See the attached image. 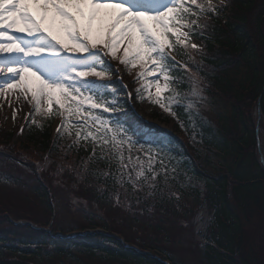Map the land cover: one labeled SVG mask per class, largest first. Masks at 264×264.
Instances as JSON below:
<instances>
[{
	"label": "trees",
	"instance_id": "trees-1",
	"mask_svg": "<svg viewBox=\"0 0 264 264\" xmlns=\"http://www.w3.org/2000/svg\"><path fill=\"white\" fill-rule=\"evenodd\" d=\"M195 36L204 45L196 61L184 48L176 54L225 107L209 118L190 112L183 103L190 72L166 58L181 103L173 106L175 118L155 107L151 117L172 133L129 112L123 97L118 112L92 111L103 135L77 120L54 134L58 111L33 120L20 150L39 154L43 164L68 155V168L42 165L57 179L32 182L45 212L27 219L4 208L0 264H187L177 256L184 227L199 264L264 263V243L246 237V226L264 219L254 116L260 101L264 128V0H227ZM11 140L8 133L0 147ZM62 214L74 218L60 222Z\"/></svg>",
	"mask_w": 264,
	"mask_h": 264
},
{
	"label": "rangeland",
	"instance_id": "rangeland-1",
	"mask_svg": "<svg viewBox=\"0 0 264 264\" xmlns=\"http://www.w3.org/2000/svg\"><path fill=\"white\" fill-rule=\"evenodd\" d=\"M226 2L227 0H169L168 6L157 11L134 9L128 5L124 8L117 3L104 5L92 0H0V58H8L4 63L0 62V144H3V139L8 133L12 138L8 146L0 147V187H5L0 190V217L9 216L7 210L13 212L15 217L27 219L45 212V203L34 192L32 182L39 176L45 180L57 179L55 173L46 175L47 171L42 165L47 166L49 170L55 167L56 170L59 164L62 168H68L66 163L69 162L68 155H64L61 163L59 157H52L48 161L44 157L47 163L43 164L39 162V154L18 151L24 147V143L20 142L23 135H19V129L24 122L27 124L33 115L47 114L53 104L56 109L60 106L64 92L55 82L42 81L39 75L29 68V58L43 56L50 48L41 43L35 50L24 53L17 49L18 39L8 37L2 29L28 33V37H33L39 33L36 24H41L75 52L87 51L83 45L84 39L95 48L104 47L121 72L122 81L130 83L142 100L146 88L149 93L156 94L165 92L170 87L167 71H159L156 78L148 77L150 71H157L161 68L160 65L146 70L150 61L161 63V58L171 52L172 41H169L168 34H175L177 43L188 48H201V43L192 38V31L201 29L210 11H216V8L223 7ZM77 34H80L82 39L78 38ZM195 56L193 51L190 52V60L195 59ZM12 60L17 65H14ZM22 62L26 67H21ZM91 75L110 77L99 71H94ZM192 80L193 93L198 102L202 103L198 108L199 114L201 111L209 118L212 112H220V109L225 107L224 99L208 101L204 82ZM148 104L142 101L138 106V111L144 118H148L151 113V106ZM254 116L257 117L256 112ZM258 134L264 155L263 126H260ZM7 177H14L25 184V189L16 188L13 182L7 184ZM69 190L63 187L58 189L64 198L73 199L74 195L69 193ZM71 218L74 217L62 214L59 221L67 223ZM185 229L179 232L183 246L177 248V256L187 264H199L191 244L193 238L190 231ZM246 232L249 243H264V219L262 221L254 218L252 223L246 226Z\"/></svg>",
	"mask_w": 264,
	"mask_h": 264
},
{
	"label": "water",
	"instance_id": "water-1",
	"mask_svg": "<svg viewBox=\"0 0 264 264\" xmlns=\"http://www.w3.org/2000/svg\"><path fill=\"white\" fill-rule=\"evenodd\" d=\"M257 129H258V126H257ZM262 164L264 165V159H263V156H262Z\"/></svg>",
	"mask_w": 264,
	"mask_h": 264
}]
</instances>
